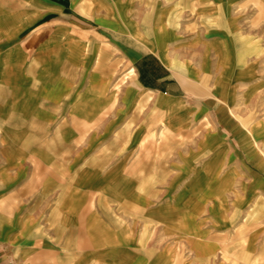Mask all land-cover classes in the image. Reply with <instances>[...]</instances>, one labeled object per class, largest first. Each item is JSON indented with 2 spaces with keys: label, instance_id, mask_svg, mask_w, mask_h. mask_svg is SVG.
Segmentation results:
<instances>
[{
  "label": "crops",
  "instance_id": "crops-1",
  "mask_svg": "<svg viewBox=\"0 0 264 264\" xmlns=\"http://www.w3.org/2000/svg\"><path fill=\"white\" fill-rule=\"evenodd\" d=\"M0 264H264V0H0Z\"/></svg>",
  "mask_w": 264,
  "mask_h": 264
},
{
  "label": "bare ground",
  "instance_id": "bare-ground-1",
  "mask_svg": "<svg viewBox=\"0 0 264 264\" xmlns=\"http://www.w3.org/2000/svg\"><path fill=\"white\" fill-rule=\"evenodd\" d=\"M247 56V55H246ZM256 118V117H255ZM148 146V145H147ZM161 147V146H160ZM209 154V153H208ZM164 163V162H163ZM163 165V164H162ZM170 173V172H169ZM125 203V202H124ZM134 205V204H133ZM108 206H110V205H108ZM128 206V205H127ZM139 206V205H138ZM137 206V207H138ZM132 207V206H131ZM141 207V206H140ZM145 207V206H144ZM134 208H136V207H134ZM134 211V210H133ZM112 213V212H111ZM134 213V212H133ZM108 214V213H107ZM110 214V213H109ZM113 214V213H112ZM138 214V213H137ZM141 216V215H140ZM147 221V220H146ZM114 222V221H113ZM231 222V221H230ZM254 223V222H253ZM117 225V224H116Z\"/></svg>",
  "mask_w": 264,
  "mask_h": 264
},
{
  "label": "rangeland",
  "instance_id": "rangeland-1",
  "mask_svg": "<svg viewBox=\"0 0 264 264\" xmlns=\"http://www.w3.org/2000/svg\"><path fill=\"white\" fill-rule=\"evenodd\" d=\"M226 59H228V57H226Z\"/></svg>",
  "mask_w": 264,
  "mask_h": 264
}]
</instances>
